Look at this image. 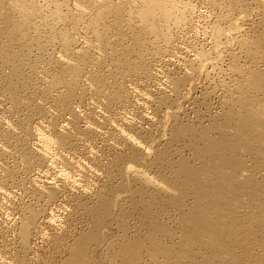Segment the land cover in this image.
I'll list each match as a JSON object with an SVG mask.
<instances>
[{"label": "rangeland", "instance_id": "374dc122", "mask_svg": "<svg viewBox=\"0 0 264 264\" xmlns=\"http://www.w3.org/2000/svg\"><path fill=\"white\" fill-rule=\"evenodd\" d=\"M65 1L66 3L65 6H63V10L65 13L66 11L70 13L71 16H69L68 21H63L64 23L60 21V27L59 25L58 27H64L63 29L67 31L70 29V34H72L75 39V51L86 50L88 52L87 61L85 62L86 65H81V69L84 66L86 69L83 68L80 70L81 73L78 74V78H74L75 80L79 79V82L76 81L74 83L76 88H71V90L74 89V92L71 91L70 88V91L67 90L68 86L66 88V82L53 87V90H50L52 91L50 93L52 94L51 96H49V93L47 96L43 95L42 92V89L46 90L45 85H49V83H46V81L48 82V80L51 79L48 75L50 73H52L51 75L55 73L58 74L67 63L64 64L67 57H64L62 54L63 52H61L60 40L58 38V40L51 38L52 36L49 34L50 28L48 22L51 20L49 18L52 17L49 11L54 7L53 4L52 7H50L49 4H51V2L39 0V3L41 2L44 7L41 8L43 9L41 10L42 12L39 11V15L37 14L36 16L41 18L32 17L34 22L38 19L41 21L48 19L49 21H43L42 23H40L41 21H37L36 23L42 24L39 30L41 33L38 32V34H33L32 31L29 35L30 41H32V38L35 37L33 35L36 34V36H40L43 34L40 36L41 42H37L38 45L34 43L33 45L29 44V46H24L27 50L21 47L24 49L22 51L24 54L27 53L29 51L28 49L32 48V46H36L37 48L34 50L32 48V55L29 54V56L31 55L32 57H27V60L24 59V62H28V64H25L26 66L24 65V73L27 75L21 77L17 76V78H20L19 80L13 75V77L11 76L12 79L14 78L12 80L9 70L10 68L12 69V64H17L16 60L18 59L11 64L7 62L8 57H5L7 53L4 51H8L7 49H9L11 45H7L9 42V34L7 35L6 33H8V31H5L6 33L3 32V34L1 32L0 34L2 38L6 35L3 39L0 37L2 39H0V51L1 53L3 51L1 56L6 58H3L2 62L4 61L5 63V60H7L6 62L9 64L7 67V64L5 66V64L0 61V84L2 83V88L3 85L8 86L12 84V81L13 84L11 86L14 87V85H18L13 90V94L15 95H11L14 97L17 94V99H15V97L10 98V95L2 91L0 86V264H71L72 247L77 242H82L84 245L90 243V247L84 254L85 262L89 264H110V262L114 261V258L112 260V257H114L113 254L116 252L115 250H118L119 244L122 243L121 239H123L124 236L123 240L128 241H123L124 243L133 241L132 243L136 245L139 242L137 239L138 236H140L141 241L143 240V243L141 241L140 244L138 243L140 246L142 245V258L140 257L142 260L140 259L138 264H146V261L148 263L152 261L150 264H156L153 259H149L151 256L148 257L146 255L149 254L147 249L152 246V241L148 239L151 238V235H153L158 242L165 245H168L169 242V245L175 249L177 253L178 245L175 243L180 242L183 239L182 236L184 237V235L188 233L187 231H191L189 227L187 231L182 230L181 227L187 229V226L183 223V219L185 218L184 215L186 216V214L192 211L190 209L193 208V202L195 203L193 200L194 195L190 193L185 194L184 198L178 199L179 201L186 200L180 201L181 203H179L178 200H176L178 203L175 200L173 201V199H171L172 197L169 198L172 200L169 205L166 202L167 200L165 201L166 203L163 201L165 199H163L164 196H172L173 193L171 192L175 190V177L170 168L172 165L171 162L177 159L176 151L179 152L180 150L185 156L189 157L190 163L192 162L191 164L197 163L199 166L202 164V162H198L194 159L189 151L190 148L188 149L189 146L187 143L189 142L190 144V141L193 142L194 140H191L190 137L189 139H184L185 137L181 136L177 137L179 135L178 130L188 122L198 130V128H201L200 126L209 124L212 118L211 116H215L214 114L224 116L229 110H236L234 109L236 107L234 102H238L243 97V93L248 85L246 79L251 77L249 76L250 72L252 70L261 71L264 67V0H179V2L177 0L181 5L182 3H188L190 1V4L186 6V8L181 5V7H179L180 11L182 8L183 10L187 9L184 11L182 10L186 18L182 11H178V13L180 12L179 14L177 13L179 17L182 15L180 18L183 25L181 23H179V25L178 23H173L174 25L172 24V26L170 23V28H172L169 30L173 38L169 42H166L164 38L155 39L153 36L152 38L148 35L149 38H145L146 47L144 46L143 48L147 49L146 51L144 50L143 56L139 55L140 51H134L132 47H128L130 50L123 47L131 45L133 40V36H131L133 35L132 33H134L135 30H139L133 23V28L135 29L132 28V30H134L133 32L131 29H128L127 24L124 23L125 11L132 5L131 2L133 0ZM47 3L49 4L47 5ZM109 5H113V7L117 5L110 13L119 12V15L122 16L115 19L113 14H109L107 18L104 19L107 28L111 26V29L109 28V36L112 43L108 41L109 47H100L91 30H87V22L90 18L95 17L96 13H100ZM137 5H139V3ZM183 5L185 6V4ZM117 8L120 10L118 11ZM187 11H189L190 14H187L189 13ZM75 13H82L78 26L73 24ZM71 19L74 20L71 21ZM114 22H116V24ZM160 28L165 29L166 27L162 25ZM119 29H121L122 32ZM118 32L121 34L119 35ZM119 37L120 40L123 38L125 42H120L119 40L120 43H118L119 45L117 46ZM4 39H6L7 42L4 41ZM2 41L4 42V46ZM10 43L12 42L10 41ZM39 44L41 45V49H39ZM1 46L5 48L2 47L3 49H1ZM114 46L119 54L113 51L115 49H110L114 48ZM16 47V50H19V46L16 45ZM42 48L44 50L39 52ZM125 50L130 52L129 55H127L128 52ZM126 52V58L129 57L130 63L132 61L133 64L127 63L128 65L123 68H117V63L115 62L117 61L116 58L118 60L120 59L119 57H122V59L125 58L122 53H124L125 56ZM131 53L132 55L134 54V57L131 56ZM114 54H117V56ZM137 54L140 58H138L139 56ZM141 57H144L143 60H140ZM122 59H120V61ZM29 62L31 66L36 64L33 71L28 69V67H31ZM1 63L4 68L1 66ZM113 64H115L114 66L116 68ZM25 67L27 68L26 70ZM240 67L242 68L239 70ZM246 68L248 69L247 71ZM249 68L251 69L249 70ZM116 70H118V72ZM248 71L250 72L248 73ZM30 74L34 77L33 79H31L32 77H30ZM94 76L97 79H95ZM242 76H244V78ZM4 77L5 79L8 77V79L5 80ZM22 77L27 81L24 82ZM99 77H101V81H98ZM102 77H104V79ZM94 80H96V82ZM6 81L7 84L5 83ZM104 81H108V84ZM21 82L22 85L26 83L27 86L21 87ZM98 82L101 83L98 84ZM76 83H78L79 86ZM24 87H26L25 90L23 89ZM15 89H17V93ZM115 92H118L119 98H117ZM257 92L258 91L254 90L249 91V93H253L252 95L254 96L258 95L259 92ZM45 93L46 92H44V94ZM64 94L65 96L69 94L72 98L70 99L69 95L66 97L62 96ZM112 95L116 97L113 98ZM62 97H64V100ZM67 97L70 100H68ZM12 99H15V101L13 100V102ZM230 100L235 106H232V103L228 102ZM227 106H230L231 109ZM222 116H220V118ZM176 117L177 119H175ZM221 119H224V117ZM61 133L69 135L70 140L68 143L66 142L67 144H59L56 142L57 137ZM197 135L198 133L191 137L193 139L196 137L197 142L194 141L195 144L201 145L202 140H200ZM136 154H138V156ZM134 155L135 157H133ZM136 157L141 161L139 159L137 160ZM125 164H128L127 167L131 169H129L131 172L134 167H138L137 169L144 170L145 174L147 173L148 177H151L152 183L148 188H150V195H153L152 198L146 195L145 198L143 197L142 199L138 194L136 195L133 193L139 183L132 185L130 184L131 182H128L127 184L126 181L129 180L126 179L128 178L121 177L122 171L120 169L126 167ZM197 164H194V166H198ZM131 166L134 167L132 168ZM169 174H171V176ZM161 175L163 176L162 179L160 178ZM169 180L171 181L169 182ZM160 181H163L162 183L165 185L168 183L169 185L167 184L168 186H166L169 189L172 187L173 191L169 190ZM122 182L123 188L120 187L119 194L117 193L118 190L117 192L115 190ZM170 183L172 186H170ZM125 185L132 186L131 192H129L130 187L127 186L129 190L127 191ZM158 186H162L165 190L163 193L165 192L168 196L161 191L160 193L155 192ZM162 188L159 187V190ZM51 192L54 193L52 196L50 195ZM125 192L127 195L126 198H123L125 197ZM132 193L136 196H133ZM154 193H156L157 196L154 197ZM158 194H160V196ZM118 196L121 197H119L120 200L117 199ZM186 196L189 197L188 199L191 201H187ZM190 196L192 197L190 198ZM115 199H117L116 202L118 207H123L122 209L128 212H125L126 216L121 215L119 211L121 209L117 208V205H115L117 210H113L112 215L110 214L107 216L105 220L107 222L105 223L106 225L103 227L104 224H102V228L100 227V229L97 226L98 224L95 223L99 219V216H101L99 210L101 211L102 205L104 208L106 203H109L111 200L114 201ZM149 200L150 203H146L149 202ZM154 200L156 201L155 203ZM104 201H106L105 204L103 203ZM128 201L131 204H129ZM141 202H145L142 203L145 205L143 206L144 210L145 207H148V209L146 208L147 214H150L149 210H151L153 221H158L159 225H164L166 222L164 226L174 229L173 231L177 229L178 232H174L176 235L172 236H176L177 239L169 238L170 236H166L161 232L157 233V236H155L153 221L149 220L152 218L149 217V219L145 220L147 214L144 215L146 211L143 212ZM163 202L165 205H163ZM182 202H185V204L183 205ZM99 203L101 204V208L99 207L97 211V205H99ZM157 203L161 204V207H159V205L157 206ZM176 204H180V206L175 207ZM128 205H133L132 207L136 205L135 209L137 208L138 212L135 209H133V211L135 210L133 212L131 209L132 207L130 206L129 208ZM171 205L172 207H170ZM186 206L190 209L186 208L184 211L183 209L182 211L180 210ZM139 208L142 213L138 210ZM91 209L95 212L92 211L91 213V211H89ZM178 210L184 213L181 214ZM187 210L190 211L188 212ZM33 211L36 214V218L34 222H31L30 237L25 246L21 238L20 228L23 221L26 220ZM158 211L160 217L158 216L157 220L155 215H157L156 213ZM165 211L167 213H165ZM93 212L96 214L98 213V216L96 214L93 215ZM140 214L141 216L143 215L142 219ZM166 214H170V216H166ZM95 215L98 217L97 219ZM124 217H126L127 220ZM167 217L170 221L167 220ZM139 218L140 222L144 219V223H140L138 220ZM176 218L182 219L181 222L186 227L181 224L179 220L177 221ZM172 219H176L174 222H177L174 223ZM124 221H126L125 224H127V228L125 227ZM167 221L172 222V227ZM178 222H180V224H178ZM145 223H148L147 225L150 227V230L147 229L148 226ZM141 224H145L147 227ZM140 225L142 226L141 229L139 228ZM123 228L126 231H124ZM179 229H181L182 232H179ZM253 229L254 231L257 230L256 227ZM139 230L140 232L137 233ZM135 231L137 234L134 233ZM148 231L154 232L149 234ZM147 232L149 234L147 235L150 237L145 236ZM124 233H126V235H123ZM139 233H145V235L141 236ZM86 234L89 235L87 240H90V238L94 236L96 241L93 240L91 242L90 240L88 243L85 239L81 240L80 238ZM259 234L261 235V233ZM246 235H248V237ZM250 235L251 233L245 232L244 236L241 235L246 237L243 240V237L241 238L239 234L241 242H237L232 250L235 251L238 257L241 255L242 258L238 259V261L240 260L239 264H241V262L247 264L246 261H248V264H264V248H261L259 244L263 236L259 235L257 237L256 235ZM179 236L182 238L181 240ZM126 237L127 239H125ZM145 237H148L146 238L148 242L144 241ZM165 237L168 238L166 239ZM133 238L137 240V243L134 242ZM162 238L165 239L162 240ZM79 239L80 241H78ZM169 239H171V241ZM84 240L87 242H83ZM248 240L253 243L256 241L254 244L258 243L257 246L259 248L256 245V247H254V244H252L251 247ZM172 241L173 243L171 244ZM244 241L248 243L245 244L247 249L251 250H245L244 243H242ZM173 245L176 247H173ZM198 246L196 245V248L194 247L192 249L193 254L196 255L198 253L199 255L201 251V255H204L207 250L204 249V246H201V248L203 247L202 249L199 244ZM145 249L147 251H145ZM175 250H172L171 254H174L173 257L171 256L173 259L177 257ZM243 250H245L244 254H241ZM251 251H253V253H251ZM194 252H196V254ZM245 254H247L246 256L248 257L245 256V258ZM251 255L252 257H250ZM258 256L260 257L258 258ZM80 257L83 259V256ZM193 257L192 255V258ZM172 258L171 261L174 262ZM192 258L190 257L188 260H185L184 264H192V261H196V259L200 257L196 255L195 260H192ZM256 258L260 261L258 262ZM189 259L192 261H189ZM221 261L224 262L225 260ZM117 262L119 261L117 260Z\"/></svg>", "mask_w": 264, "mask_h": 264}, {"label": "bare ground", "instance_id": "6f19581e", "mask_svg": "<svg viewBox=\"0 0 264 264\" xmlns=\"http://www.w3.org/2000/svg\"><path fill=\"white\" fill-rule=\"evenodd\" d=\"M180 1H182V0H180ZM46 2H49V3L51 2V4L47 3V5L49 4L50 7H52V4H53L54 7L52 9H50V11H49L52 14V17L49 18L51 20L49 21L47 19V20H45V21L43 20V21L44 22L49 21L48 22V26L50 28V30L48 29L49 30V34H50V36H52L51 38H53L55 40H58V39L60 40V42H61V46L60 47H61V50H62L61 52H63L62 54H63L64 57H67L66 59L64 58L65 59L64 64L67 62L65 65L63 64L64 67L60 64L63 68H62V70L60 72H58V74L55 73V74L51 75L52 73H50L48 75V76H50L51 79L48 80V78H47L48 82L46 81V83H49V85L48 84L45 85V89L46 90L42 89L43 95L47 96L48 93L50 94L52 92L50 90L53 87H56L57 85H60L61 83H65V82L67 83V85H66V88L68 86L67 90H69V88L71 90V88L76 86L74 83L76 81L79 82V79L75 80L76 79L75 77L78 78V76H79L78 74L81 73L80 70H82L83 68L86 69L85 66L84 67L82 66L83 68L81 69V65H86L85 62L87 61L88 52L86 50H84V51L83 50L75 51L74 50L75 49V39L72 36V34H70V31H69L70 29L68 28L69 29L68 30L69 32H68L67 30L63 29L64 28L63 25H62L63 28H59L60 27V25H59L60 21H62V22L63 21H68L69 16H71L70 13H68L67 11L65 13V11L63 10L64 9L63 6H65L66 1L65 0H46ZM178 2H179V0H178ZM178 2H177V0H133L131 2L132 5L129 8H127L126 11H125L124 23L127 24V28L131 29V30L133 28V23H134V26L136 25V27H138L139 30L136 31L133 28L135 30V32H134V30H132L134 33L131 32L133 34V35H131V36H133V40L131 42V45L130 46L127 45V46H123V47H126L127 50L129 49L128 47H130V48L132 47V49H134V51H140V54L139 53L138 54L140 56L141 55L143 56L144 50L146 51V49H147V48L146 49H143V48H144V46L146 44V39L145 38L148 37V35L150 37L153 36L155 39L164 38V40L166 42H169L173 38L172 35L170 34V30H169V29L172 28V27L170 28V23H171V25L173 23L174 24L178 23V25H179V23H181V18L180 17L182 15H180V17L177 16V15L183 10V8H182V10L180 11L179 7L182 6V7L186 8V6H188L190 4L189 3L190 1L188 3L187 2H185V3L180 2V3H182V5L179 4ZM138 3H139V5H137ZM183 4H185V6ZM47 5H45V6H47ZM43 7L44 6L41 4V2L39 3V0H0V34H1V32L3 34V32L8 31V33L5 32L7 35L9 34V36H8L9 37V42H8L7 45L11 44L9 46V49H7L8 47L5 44V46L7 47L6 49L8 51L5 50L4 52H6L7 54L5 53L6 55L5 54L4 55H5V57L6 56L8 57V58L6 57L8 61L5 60V63H4V61L2 62V59L5 58V57L1 56L3 51H2V53L0 51V53H1L0 54V57H1L0 61L2 63H4L5 66H6L7 62L8 63L10 62L12 64V63L15 62L16 59H18V60H16L17 64H12L11 65L12 69L11 68L10 69L7 68V69L10 70V77L13 75V76H16V78H17V76L21 77V76L27 75V74L24 73V65L28 64V62L27 61H26L27 63L24 62L25 61L24 59L27 60L29 57H32L31 56L32 55L31 50H32V48L34 50L37 47L36 46L35 47L32 46V48L28 49L29 51L27 53H25V54L22 51L26 48L24 46H29V44L33 45L34 43H37V42L39 43V41L41 42L40 36L43 35V34H41L40 36L39 35L36 36V34H38V32H40L39 30H40V27L42 26V24L40 25V24H38L36 22L37 21H41V20L38 19V20H36V22H34L32 20V17L33 16L38 17L36 15L37 14L39 15V13H40L39 11L43 10V9H41ZM116 7H117V5H115L114 7H113V5L107 6L100 13H96L95 17L90 18V20L87 22L88 23V25H87L88 29L87 30H91L92 34L96 38V40H97V42H98L100 47H105V46L109 47V42L108 41H110L109 28L111 29V26L109 27V25H108L109 28H107V25L104 23V21H105L104 19H106L109 14H113L115 19H118V18H120L122 16V15H119V12L110 13V11L112 9L116 8ZM188 8H191V7H188ZM117 10L119 11L120 9L117 8ZM184 10H187V9H184ZM68 11H70V10H68ZM178 11H180V12L178 13ZM183 11H182V13L185 16V13ZM70 12H72V11H70ZM187 12H189V11H187ZM71 14H73V13H71ZM81 14L82 13H78V14L75 13L76 18H75V15H74V17L72 16L75 19V20L71 19V21L74 20L73 21L74 25L78 26V23L81 20ZM187 14H190V12L187 13ZM40 16H41V14H40ZM38 18H41V17H38ZM135 18H136V20H135ZM185 18H186V16H185ZM43 21H41L40 23H42ZM116 21H118V20H116ZM114 23L116 24V22H114ZM58 25H59V27H58ZM117 25H118V23H117ZM120 25H121V23H120ZM162 25H165L166 28L165 29H161L160 27ZM76 26H75V28L77 29ZM114 26H116V25H114ZM89 28H92V29H89ZM119 30L121 31V29H119ZM231 30H233V29H231ZM32 31H33V34L34 33H36V34L33 35L35 37L32 38V41H30V36L29 35H30V33ZM118 34H119V32H118ZM231 34H232V32H231ZM33 36H31V37H33ZM0 37L2 38V36H0ZM5 37H6V35L3 36V38H5ZM121 39L122 40H120V37H119L118 42H117V46L119 45L118 43H120L121 41L124 40L123 38H121ZM7 40H8V38H7ZM119 40H120V42H119ZM4 41H6V39H4ZM10 41L12 43H10ZM93 42H95V41H93ZM110 42L112 43V40ZM123 42H125V41H123ZM38 43H37V45H38ZM2 44L4 46V42ZM122 44H121V46H122ZM16 45L19 46V50L18 49L16 50V48H17ZM115 45H116V43H115ZM3 46H1V49L5 48ZM21 47H23L24 49L21 48ZM39 49H41V45L40 44H39ZM110 49H112V50L115 49V46H114V48H110ZM26 50H27V48H26ZM43 50L44 49L42 48V50H39V52H41ZM72 50H73V52H72ZM127 50H125V51H127ZM36 51H38V50H36ZM113 51H115L116 53L119 54V52H117L116 49L113 50ZM127 52H128V54H127ZM127 52L125 53V56H124V53H122L123 57H125V58H123L124 60L122 59V57H119L120 59H122L121 61H120V59L118 60L116 58L117 61H115V62L117 63V68L118 67H122L123 68L124 66H126V65H128L130 63V61L128 59L129 57L126 58V54L129 55L130 52L129 51H127ZM132 53H131V56L134 55V54L132 55ZM29 54H31V55L29 56ZM110 55H112V54H110ZM114 55L117 56V54H114ZM140 56L138 58H140ZM103 58H106V57H103ZM143 58L141 57L140 60H143ZM134 60H136V59H134ZM133 62H135V61H133ZM2 63H1V66H2ZM139 63H137V64H139ZM97 64H99V63H97ZM115 64H113V66ZM130 64H133L132 61H131ZM8 65L9 64H7V67H8ZM29 65H30V62H29ZM35 66H36V64H33L31 67H28V69L33 71L35 69ZM241 68L242 67H240L239 70ZM26 69L27 68L25 67V70ZM59 69H60V67H59ZM250 69L251 68H249V70ZM118 70H116V71L118 72ZM247 70L248 69L246 68V71ZM252 71H251L252 73L250 71H248V73L250 72L249 76H251V77L246 79L248 81V85H247V89L243 93L244 94L243 97L238 102H234L236 104V107L235 108L233 107L234 109H236L235 111L229 110V112L226 113L224 116L214 114L215 116H211L212 118H211L210 123L205 125V126H200L201 127L200 129L197 127L198 130L195 129L194 126L190 125L189 122L186 125H183L181 127L179 126L180 127L179 130H178L179 131V135L177 137H180V136L181 137H185L184 139H186V138L189 139V137H190L191 140H194V141L197 142L196 137H195V139H193L191 136H193L194 134L198 133L197 136L200 138V140H202V144L201 145H197V144H195L194 141L193 142L190 141V144L188 142L187 145L189 146L188 149L190 148L189 151H190L191 155L194 157V159L197 160L198 162L199 161L202 162V164L199 166L197 163H194V164L198 165V166H196V165L194 166V164H191L192 162L190 163V158L189 157L185 156L180 150H179V152L176 151L175 153H176V158L177 159L175 161L171 162L172 165H171V168H170L172 170L171 172H173V175L175 177L174 178L175 179L174 180V182H175L174 189L175 190L173 191L172 187L169 189L167 187L169 185L168 183H167L168 185L166 184L167 185L166 186L164 183H162L163 181H160V182L163 185H165L169 190L173 191V192L170 191L171 193H173L172 196L169 195V197H165V196L163 197V199L165 198L163 201L165 202L167 200L166 202H167L168 205L171 204L170 203V202H172L171 199H173V201L174 200L176 201L178 199L184 198L185 194H187V193H190V194L194 195L193 200L195 201V203L193 202L194 205L192 206L193 208L191 207L192 209L188 208L187 206L185 208H181V207H180L181 209L179 208L181 211H182V209L184 211L186 208L192 210L188 214L185 213L186 216L184 215L185 218L183 219V223L187 226V229H183L181 227V229L185 230V231H187V230H189L191 228L190 229L191 231L190 232L187 231L188 233L183 231V232L186 233L184 235L185 238L182 236L183 239L180 238V236H179V239L180 240L182 239V240L180 242H176L175 243L176 245H178L177 246L178 247L177 253H176V250L173 249L169 245L170 244L169 242H168V245H165V244H163L161 242H158V240H156L153 235H151V238H148V237H150L148 235L153 233L154 231H152V232L148 231L149 234L147 232L146 235H145V233H142V234L139 233L141 236L142 235L148 236V237H145V239L148 238V239H150L152 241V244H151V241L149 240L150 244L152 246L149 249H147L148 251L146 249H145V251H147L150 254V255L146 254L148 257L151 256V258L149 257V259H151V260L153 259V261H155L156 264H170V263L171 264H184V261L188 260V258H190V257L192 258V255L194 256L193 257L194 259L192 258V260L196 259L195 258L196 255H197V257H200L199 259H196V261H192V260L189 259V261L193 262L192 264H234V263L235 264L236 263L239 264L240 260L238 261V259H240L242 257H241V255L238 257L235 254V251L232 250V248L237 242L240 241L239 234H240V236L241 235L244 236L245 232L251 233V235H254V236L256 235L257 237L260 235L259 233H261L260 236H263V237H262V239H260L259 244H260L261 248H264V217H263L264 216V67H263V69L261 71H256V70L255 71L252 70ZM27 72H29V71H27ZM3 73H5V72H3ZM241 73H242V71H241ZM82 74H83V72H82ZM82 74H80V75H82ZM29 76H27V77H29ZM69 76L71 77V79H70ZM95 76H94V78L97 79ZM245 76H246V74H245ZM12 77H11V79H12ZM30 77H32L31 79L34 78L32 75ZM242 77L244 78V76H242ZM1 78H3V77H1ZM100 78L101 77H99L98 81L100 80ZM102 78L104 79V77H102ZM4 79H5V77H4ZM7 79H8V77H6L5 80H7ZM17 79L19 80L20 78L18 77ZM31 79H28V80H31ZM103 79H102V82H103ZM26 81L27 80L24 79V82H26ZM31 81H33V80H31ZM94 81L96 82V80H94ZM104 82H107V84H108V81H104ZM242 82H244V81H242ZM5 83L7 84V81ZM100 83L98 82V84H100ZM12 84H13V81H12ZM12 84H9L8 86L3 85V88H2V86H1L2 83H1L0 84V86L2 88L1 90L5 91V93H8V95H10V98H14L15 97V99H17L16 98L17 94L14 97L11 96V95L13 94L14 88H16V86H18V85H16V86L14 85V87H13V86H11ZM23 84L24 85H22V82H21V85H22L21 87H23L25 85L27 86L26 83H23ZM76 84L78 85V83H76ZM243 85H244V83H243ZM106 86H108V85H106ZM23 89L25 90L26 87H24ZM16 90L17 89H15V92L17 93ZM73 90L74 89H72L71 91H73ZM243 90H244V88H243ZM248 90L249 91H251V90L258 91L259 93L257 92L258 95L254 96V95H252L253 93L250 94L251 92L249 93ZM44 92H46V93L44 94ZM73 92H71V93H73ZM117 93L118 92H115V95ZM13 95H15V94H13ZM51 95L52 94H50L49 96H51ZM67 95H69V94H66V96ZM33 96H34V94H33ZM62 96L66 97L65 94L62 95ZM116 96H117V98L120 97V96H118V94ZM64 97H62L63 100H64ZM115 97L113 96V98H115ZM69 98L71 99L72 97H70V95H69ZM69 98H68V100H70ZM15 99H12V101L13 100L15 101ZM27 99H28V97H27ZM228 102L232 103L231 100L228 101ZM225 105H226V103H225ZM232 106H235V105H233V103H232ZM229 109H231V107ZM177 113H179V112H177ZM219 114H221V113H219ZM171 115H173V114H171ZM210 115H211V113H210ZM174 116H175V114H174ZM176 116H177V114H176ZM220 116L224 117V119H221L222 117L220 118ZM175 119H177V117ZM172 131H173V129H172ZM174 138H176V137H174ZM69 140H70V138H69L68 134L61 133L57 137V141L56 142H58L59 144H67ZM198 142H199V140H198ZM200 143H201V141H200ZM136 155L138 156V154H136ZM133 157H135V155ZM193 157H191V158H193ZM136 159H137V157H136ZM197 161H194V162H197ZM127 165H126V167H127ZM126 167H123V168L120 169L122 171L121 172L122 173L121 177H123V178L127 177L128 178V179H126V180H129V181H126L127 184H128V182H131L130 184H132V185L139 183V184H137L136 190H134L133 193H135L136 195L138 194L139 197H141L142 199H143V197L145 198L146 195H147V197H151L152 198L153 195H150V190H149L150 188H148L150 186V184L152 183L151 177L149 178L147 173L145 174L144 170L142 171L141 169H137L138 167L136 168L134 166H131L132 168L134 167L132 172L130 171L131 170L130 168H129L130 169L129 170L128 167L127 168ZM167 173H168V171H167ZM171 174H169V175L171 176ZM168 176H167V179H168ZM160 178L162 179L163 176L161 175ZM164 178H165V175H164ZM167 179H166V182H167ZM170 179H171V177H170ZM163 180H165V179H163ZM171 180H169V182ZM171 182L173 183V180ZM122 184H123V182L118 186L119 189L116 188L115 191L117 192V190H118L117 193H119V190L121 188H123ZM124 184H126V183H124ZM162 186H158V188L156 189L155 192H159L160 193V191H161L163 193V191H165V190L162 188ZM165 186H163V187H165ZM170 186H172L171 183H170ZM128 187H130V186H128ZM128 187L126 188L127 191H129ZM131 187H130V191L129 192H131V190H132ZM159 187H161L163 190L162 189L159 190ZM167 188H166V190H168ZM126 189H124V190H126ZM53 194L54 193L51 192L50 195L52 196ZM135 194H133V196ZM115 195H116V193H115ZM115 195H114V197H115ZM126 195L127 194L125 192V197H123V198H126ZM148 195H150V196H148ZM158 195L160 196V194H158ZM120 196H122V195H120ZM120 196H118V198H117L118 200H120L119 199ZM155 196H157L156 193H154V197ZM192 196H190V198ZM170 197H172V198L169 199ZM141 198H139V199L142 200ZM186 198H187V201L188 200L191 201L190 199H188L189 197L186 196ZM111 199H112V197H111ZM117 199H115L114 201L111 200L109 203H106V204H105L106 201H104L103 202L105 204L104 208H103V205H102V208L100 207V205H101L100 203L101 202L99 201L100 203H99V205H97L98 206L97 211L99 210V207H100L101 211L99 210V212L101 213V216H99V219L97 220V222H95V223L98 224L97 226L99 228L100 227L102 228V224H104L103 225V227H104L106 225L105 223H107L105 221L107 216H109L110 214L112 215L113 210H117V208H119L118 204L116 202ZM126 200H128V199H126ZM152 201H153V199H152ZM178 201H176V202L178 203ZM180 201H186V200L184 199V200H180ZM180 201H179V203H181ZM145 202H141V204L145 203ZM155 202L156 201L154 200V203ZM161 202H162V199H161ZM146 203H150V200H149V202H146ZM165 203L163 205H165ZM182 203H183V205L185 204V202H182ZM187 203H190V202H187ZM129 204H131V203L129 202ZM115 205H117V208H115ZM147 205H152V204H147ZM158 205H159V207H161L160 206L161 204L157 203V206ZM172 205L170 207H172ZM187 205H189V204H187ZM130 206L132 207L133 205H130ZM130 206L128 205L129 208H130ZM143 206H145V205L142 204V209H143ZM153 206H154V204H153ZM177 206H180V204L179 205L176 204L175 207H177ZM135 207H136V205L131 208L132 211H133V209H135ZM139 207H140V205H139ZM156 207H154V208H156ZM122 208L123 207L119 208V209H121L119 211H120L121 215L126 216V214H125L126 210H123ZM146 208L148 209V207H145V210L143 209V212H145L147 210ZM149 208H150V206H149ZM164 209H163V211H164ZM135 210L137 211V208ZM138 210H140V208ZM180 210H178V211H180ZM89 211H91V213H92V211H94V210L91 209ZM149 211H150V214H147V211L144 214V215H146V214L150 215V216L146 215L145 220L149 219V217L152 218L151 217L152 216L151 215L152 214L151 210H149ZM94 212H93V215L96 214ZM140 213H142V211ZM158 213H159V211L156 213L157 215H155L157 217V220H158V216H159ZM165 213H167V212L165 211ZM171 213H173V212H171ZM178 213H177V215H178ZM182 213H184V212H181V214ZM161 214H162V212H161ZM96 215H95V217H96ZM138 216H137V218H138ZM142 216L140 214L141 219H142ZM155 216H153V217H155ZM166 216H170V214L169 215L166 214ZM131 217H133V216H131ZM35 218H36V214L33 211V212L30 213L29 217L26 220H24L23 223L21 224V228H20L21 229V231H20L21 232V238H22V241H23L25 246L27 245V243L29 241L31 222H34ZM97 218L98 217H96V219ZM124 218L126 219V217H124ZM164 218H161V219H164ZM169 218H171V217H169ZM176 219H177V221L179 220L180 222L182 220V219L180 220L178 218H176ZM176 219H174V220L172 219L173 222ZM122 220H123V217H122ZM138 220L140 222V218ZM143 220L141 221L142 223H144ZM149 220L153 221V218L149 219ZM167 220H169L168 217H167ZM150 221H148V222L150 223ZM154 221H155V223H154ZM154 221L152 223L154 224V228H155V229L153 228L155 230V236H157L156 235L157 233L161 232V233L165 234L166 236H170L169 238L177 239L176 236L172 237L173 235H176L174 232L177 231V229L175 231H173L174 229H172V228H170L168 226H164V225H166L165 224L166 222L164 223V225L160 224V225H162V226H160L158 221H156V220H154ZM169 221H167V223L171 224L172 222H169ZM125 222L126 221H124V224H125ZM176 222H174V223H176ZM180 222H178V224H180ZM152 223H150V224H152ZM183 223L181 222V224H183ZM145 224L144 225L141 224V225L145 226ZM126 225L127 224H125V227H126ZM141 225L139 226L140 229L142 228ZM147 226H145V227H147ZM180 226H182V225H180ZM151 227H153V226H151ZM171 227H172V224H171ZM188 227H189V229H188ZM254 227L257 228L256 231H254V229H253ZM136 228H137V226H136ZM149 228L150 227L148 226L147 229H149ZM181 229H179V232L181 231ZM124 231H126V230L124 229ZM127 231H128V229H127ZM138 232H140V230L137 231V233ZM126 233H124L123 235H126ZM134 233L137 234L136 231ZM243 236H241V238ZM246 236L248 237V235H246ZM90 237H91V234H90ZM124 237H123V239H124ZM131 237H132V235H131ZM177 237H178V235H177ZM87 238H89V235L86 234V235L82 236L80 239L81 240H83V239L87 240ZM139 238H140V236H138V238H137L138 241H139L138 243L140 244L141 238L140 239ZM244 238H246V237H243V240H244ZM80 239L78 241H80ZM123 239H121L122 243L119 244L120 246L118 245L119 248L117 246L118 250L114 249L116 251L115 253L113 252L114 253L113 254L114 257H112V260L114 258V261L110 262V264H138V262H140V259L142 258L141 257V254H142V252H141L142 251V249H141L142 247L141 246L142 245L140 246L136 242L137 240H135L134 238H133V240H134V242L137 243L136 245H134L132 243L133 241L132 242L130 241L131 243L130 242L129 243H124L126 240L124 241ZM125 239H127V237ZM145 239H144V241L148 242V239H146V240ZM164 239L162 238V240H164ZM85 240L83 242H85ZM90 240H91V242L93 240H95L94 236L91 237ZM90 240L89 239L87 240L88 243H89ZM169 240L171 241V239H169ZM245 241L242 242V243H244L245 250H247V251L251 250V249H247L245 244H248V243H245ZM98 242H99V238H98ZM126 242H128V241H126ZM249 242H250L249 245H251V247H252V244L256 243V241H254V243L252 241H249ZM166 243H167V241H166ZM172 243H173V241L171 242V244ZM198 244L200 245V248H201V246H204L205 247L204 249L207 250V251L205 250L206 251L205 254L203 253L204 255H201L202 254L201 251H200V254H199L200 256L198 255V253L196 254V252H194L196 255L193 254V250L192 249L194 247L196 248V245L198 246ZM257 244H254V247H256ZM174 245H173V247H176ZM238 245H236V246H238ZM143 246H146V245H143ZM89 247H90V243L89 244L86 243L85 245L82 242L81 243H79V242L75 243L73 245V247H72V256L70 258L71 262L73 264H84V263L86 264L87 262H85L84 254H85V251H87ZM258 248H256V249H258ZM172 250L173 251L175 250V254H177L176 255L177 257L175 258L176 260L172 258L173 255H174V254L171 255L172 254ZM198 250L199 249L197 248V251ZM239 250H242V249H239ZM245 250L241 251V254H244ZM207 252H209V253H207ZM257 252H260V251L258 250ZM191 253H192V255H191ZM251 253H253V251H251ZM255 254L258 255L257 253H255ZM255 254H253V255H255ZM261 254H262V252H261ZM246 255L247 254H245L244 257ZM80 256H83L82 257L83 259H81ZM246 257H248V256H246ZM250 257H252V255ZM254 257H256V256H254ZM259 257L260 256H258V258ZM171 258L173 259V261L175 263L171 261ZM117 260L119 262H117ZM221 260H225V261L223 262ZM250 261H251V259H250ZM259 261L260 260H258V262ZM244 262H245V260H244ZM147 263L148 262L146 261V264ZM150 263H148V264H150ZM246 263L248 264V261H246ZM87 264H89V263H87ZM241 264H243V263L241 262ZM258 264H262V263H258Z\"/></svg>", "mask_w": 264, "mask_h": 264}]
</instances>
